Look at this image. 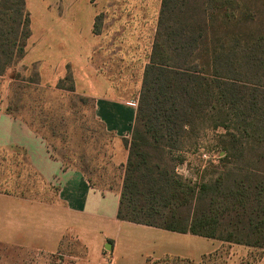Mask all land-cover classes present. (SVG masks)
<instances>
[{"label": "trees", "instance_id": "trees-1", "mask_svg": "<svg viewBox=\"0 0 264 264\" xmlns=\"http://www.w3.org/2000/svg\"><path fill=\"white\" fill-rule=\"evenodd\" d=\"M5 2L0 75L24 56L30 36L24 0L19 8ZM261 13L264 0H162L119 220L264 249V25L255 27ZM198 126L224 130L212 166L221 170L192 184L177 173L184 161L172 152Z\"/></svg>", "mask_w": 264, "mask_h": 264}, {"label": "rangeland", "instance_id": "rangeland-1", "mask_svg": "<svg viewBox=\"0 0 264 264\" xmlns=\"http://www.w3.org/2000/svg\"><path fill=\"white\" fill-rule=\"evenodd\" d=\"M29 1L28 6L27 0H24L22 9V13L27 15L30 32V36L24 40V56L30 49V43L45 37L44 43L39 44L41 49L37 54L46 56L47 48L51 49L45 59L57 60L50 67L54 72L53 79L48 82L42 80L38 63H23L24 56L16 60L0 75V115L7 117L11 122L20 123L29 130L41 142L45 158L57 164L60 173L52 180H47L34 163L33 153L15 143L6 144L1 137L0 194L53 202L59 192L62 173L69 170L83 173L89 182L97 187L114 188L124 176L127 164L125 160L126 156L127 160L129 157V145L135 122L126 137L118 139L113 133L108 132L105 124L96 114L95 98L77 91L75 61L73 63L70 58L66 62L60 60L59 55L65 51L60 48L65 43L62 37L66 32H74V26L73 29H68L70 18L66 20L67 24L63 22L59 25L54 22L64 17L70 7L69 2L77 0ZM195 2L201 3L202 0ZM78 3L80 6L74 7L75 12L88 11L84 0ZM3 5L19 8L21 2L7 0ZM30 5L41 7L46 14V21L42 13L30 11ZM0 11L4 12V9L0 7ZM49 12L56 13L54 19H49ZM239 18L242 19V16ZM256 23V28L264 25V13L258 16ZM102 28L103 15L95 19L94 31H100ZM132 43L135 49L129 53L121 48L115 51L113 59L99 57L95 51L89 64V73L93 75L94 80L103 76L111 78L116 84L120 99L125 101L139 100L142 63L144 61L150 63L151 56L149 42L145 49H143L144 42ZM80 68L81 66L78 67ZM61 74L63 77L59 78ZM222 133H224L223 129H203L202 126L189 129L179 144V151L176 149L172 152L174 159L184 161V164L176 169L184 181L190 180L193 184L199 178L209 179L221 170L212 166H217L219 162L216 137ZM118 140L122 141L127 153L123 151L118 153L119 151L116 150ZM154 156L153 161L160 160L157 154ZM228 168L231 169L232 166ZM151 235V239L148 238L149 242H147L149 244L141 241L139 235L135 236V241L129 240L133 245L129 249V241L122 240V252L130 251L135 255L131 264H264V249L192 235L173 236L166 230L161 233L152 231ZM86 257L85 250L76 246L74 238L67 239L62 248L53 254L0 244V264H77L83 260L86 262ZM121 259L125 260V257ZM107 261L100 259L98 263L92 264H106Z\"/></svg>", "mask_w": 264, "mask_h": 264}, {"label": "crops", "instance_id": "crops-1", "mask_svg": "<svg viewBox=\"0 0 264 264\" xmlns=\"http://www.w3.org/2000/svg\"><path fill=\"white\" fill-rule=\"evenodd\" d=\"M78 1L81 0L69 2L70 7L64 17H59L60 20L54 22L59 25L63 22L67 24L66 20L70 18L68 29H73L74 26V32H66L62 37L65 43L60 48L65 51L59 55L60 60L66 62L70 58L73 63L75 61L77 91L95 98L96 114L108 132L118 139L126 137L135 122L138 101L120 99L116 84L111 78L103 76L94 80L89 73L90 60L95 51L99 57L112 59L115 51L121 48L130 53L135 49L132 42H144L143 49L149 42L151 54L162 0H84L88 8L84 13L80 10L75 12L74 7L80 6ZM27 4L29 6V0ZM34 10L42 13L46 21V14L41 7L30 5V11L35 12ZM101 15L103 28L95 33V19ZM48 16L49 19H54L56 13L49 12ZM43 39L34 43L32 37L33 43H30V49L22 61L27 64L38 63L42 80L48 82L52 81L54 73L50 67L57 60L45 59L51 51L49 47L46 56L37 54L41 49L39 44L44 43ZM147 64L148 61L142 63L141 87ZM62 77L63 74L59 76ZM0 121V138H4V143H15L33 153L34 163L47 180H52L60 173L59 166L45 158L41 142L29 130L2 115ZM116 150L118 153H127L121 140ZM122 184L123 179L114 188H100L90 183L83 173L69 170L62 173L59 192L53 202L0 194V244L53 254L62 248L67 239L74 238L76 246L85 250L87 256L86 262L83 260L77 264L98 263L100 259L111 260L114 264H131L135 255L130 251L122 252V240L135 241L134 237L139 235L141 241L149 244L147 242L152 237V231L161 233L165 230L118 219ZM170 233L173 236L180 234ZM130 245L128 249L133 246L131 243ZM123 257L125 260L121 259Z\"/></svg>", "mask_w": 264, "mask_h": 264}, {"label": "built area", "instance_id": "built-area-1", "mask_svg": "<svg viewBox=\"0 0 264 264\" xmlns=\"http://www.w3.org/2000/svg\"><path fill=\"white\" fill-rule=\"evenodd\" d=\"M106 264H113V262L111 260L107 261Z\"/></svg>", "mask_w": 264, "mask_h": 264}]
</instances>
